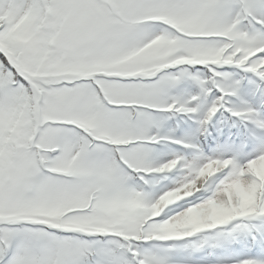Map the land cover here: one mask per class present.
<instances>
[{
	"label": "snow or ice",
	"instance_id": "6c2138e0",
	"mask_svg": "<svg viewBox=\"0 0 264 264\" xmlns=\"http://www.w3.org/2000/svg\"><path fill=\"white\" fill-rule=\"evenodd\" d=\"M0 264H264V0H0Z\"/></svg>",
	"mask_w": 264,
	"mask_h": 264
}]
</instances>
